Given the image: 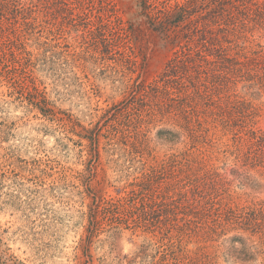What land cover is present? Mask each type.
<instances>
[{"label": "rangeland", "instance_id": "rangeland-1", "mask_svg": "<svg viewBox=\"0 0 264 264\" xmlns=\"http://www.w3.org/2000/svg\"><path fill=\"white\" fill-rule=\"evenodd\" d=\"M82 1L81 16L63 0L0 6V264H153L164 255L166 264H264L262 233L231 225L213 234L211 218L183 226V214L136 226L139 213L120 220L102 211L153 167L174 182L189 163L215 181L217 205L264 200V164L247 158L251 130L264 131V87L239 82L230 94L248 105L228 122L201 113V125L194 117L192 130L184 119L180 127L126 88L154 80L172 54L139 23L138 0ZM112 13L136 22L137 63L107 54L88 34L90 21ZM248 36V45H264V28Z\"/></svg>", "mask_w": 264, "mask_h": 264}, {"label": "trees", "instance_id": "trees-1", "mask_svg": "<svg viewBox=\"0 0 264 264\" xmlns=\"http://www.w3.org/2000/svg\"><path fill=\"white\" fill-rule=\"evenodd\" d=\"M8 1L0 0V6ZM63 1L71 11L79 10L80 16L86 13L82 0ZM138 8L139 23L158 33L172 52L165 69L154 80L136 79L127 85L129 96L140 107L149 105L152 112L164 116L173 113L171 119L185 127L180 122L184 119L187 129L192 130L194 117L202 124L201 113L215 120L221 117L225 123L238 109L246 110L248 103L230 94L239 82L264 87V45H248V34L264 28V0H138ZM135 23L112 13L99 17L97 23L90 21L88 34L101 39L107 54H119L125 63H137L132 39ZM250 148L247 158L264 164V131L251 130ZM187 166L173 174L174 182L160 181L163 171L153 167L136 189L106 199L102 211H114L120 220L128 213H139L136 226L167 224L183 214V226L211 218L208 227L213 234L236 225L264 235V200L244 208L217 205L219 202L211 197L215 181L210 178L212 181L204 182L190 163ZM97 227L98 220L89 227L91 236ZM237 239L244 240L240 236ZM166 258L164 255L153 264H166Z\"/></svg>", "mask_w": 264, "mask_h": 264}]
</instances>
